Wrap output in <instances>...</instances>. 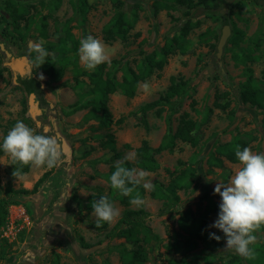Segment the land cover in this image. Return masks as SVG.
<instances>
[{
	"label": "rangeland",
	"instance_id": "rangeland-1",
	"mask_svg": "<svg viewBox=\"0 0 264 264\" xmlns=\"http://www.w3.org/2000/svg\"><path fill=\"white\" fill-rule=\"evenodd\" d=\"M2 1L0 14L4 13ZM120 1L122 4L118 0H88L87 18L82 21L77 13L78 0H22L27 9L19 20L22 42L14 35L4 34V24L0 25V145L16 122L22 121L38 134L56 138L62 152L57 167L31 165L20 178L12 177L15 188L31 189L45 175L37 193L18 194L10 200L7 221L0 228V264H122L120 244L133 246L124 238H106V234L125 210L141 208L149 212L144 224L153 232L152 242L144 245L149 253L145 264H169L166 244L175 239V234L179 238L185 235L178 225L179 217L191 209L199 218L208 202L221 203V197L214 194L216 184L228 183L241 167L240 162L227 159L222 167H211L209 159L216 155L218 145L240 138L247 141V148L253 153H264V109L244 101L242 95L243 85L250 79H256L264 89V3L224 0L220 3L222 8L212 12L204 6L189 10L176 3L170 9L157 11L158 0ZM210 4L215 6L216 2ZM120 10L131 18L138 17L131 35L126 41H106L104 28ZM225 25L231 27V34L219 55L218 44ZM66 27L76 39L81 40L87 33L101 40L110 60L106 71L118 79L125 73L126 65L137 68L146 54L159 50L185 28L189 29L190 48L185 54H172L163 69L139 84L134 97L112 94L109 109L113 124L103 128L96 118L86 119L88 108L67 114L79 98L80 87L88 89V79L81 77L83 81L77 86L74 74L67 70L60 80L53 81L37 69L35 54L29 52L31 43L43 40L46 50L55 56L56 52L50 50L58 45ZM9 30H13L11 23ZM232 38L240 40L239 46ZM236 53H250L254 60L239 62L234 58ZM23 56L28 58L30 70L20 74L12 69L10 61ZM114 60L121 62L113 64ZM79 64L85 68L80 59ZM40 73L44 80L39 79ZM173 77L183 81L185 88L170 89ZM144 82L150 86L147 93L142 88ZM168 93L178 103L176 110L166 106L161 115L155 110L145 114L141 111L145 103ZM217 102L223 103L225 109L215 107ZM209 108L213 112L206 121ZM182 119L195 121L192 133L198 137V144L193 146L178 137L172 151L164 150L156 156L159 168L144 171L149 173L153 190L159 187L165 191L172 172L191 165L196 168L192 187L178 190L177 199L173 195L170 200L154 198L152 190L146 191L143 207L124 206L116 199L113 203L120 211L119 217L105 229L91 227L89 223L96 218L79 203L85 205L97 193L118 196L119 191L110 186L111 167L129 156L133 157L129 161L135 163V150L144 140L158 147L167 134L177 132ZM109 132L115 136L120 157L103 146ZM11 161L4 152L0 153L2 185L11 178ZM218 214L208 216L211 231H221L209 227ZM80 235L93 246L82 247ZM255 235L256 242H264V231ZM225 245V238L219 248L200 241L192 255L174 256L188 264H225L223 258L235 253L224 250ZM194 255H198L196 261Z\"/></svg>",
	"mask_w": 264,
	"mask_h": 264
},
{
	"label": "trees",
	"instance_id": "trees-1",
	"mask_svg": "<svg viewBox=\"0 0 264 264\" xmlns=\"http://www.w3.org/2000/svg\"><path fill=\"white\" fill-rule=\"evenodd\" d=\"M120 4L122 2L118 0ZM215 1V6H212L210 2ZM254 2L264 3V0H250ZM4 13L0 14V25L4 24L3 32L7 36L14 35L18 42H22L24 35L19 29V20L24 17L26 13V7L22 0H3ZM172 3L186 6L189 10L193 8L204 6L214 12L217 9H221L220 3H225L224 0H158L155 2V9L158 11L160 9H170L173 7ZM89 9L88 0H78L77 13L82 21H86ZM137 15L133 18L129 17L124 11L120 10L112 19L110 25L104 28V38L106 41H114L117 39L126 41L134 28L135 22L137 20ZM11 19V21H9ZM10 23L13 25V30H9ZM14 31V32H13ZM64 35L59 37V43L54 49L50 51H55L54 57L49 56L47 61L37 69L43 70L51 80H60L67 70H71L74 74L77 86L82 83L81 77H86L89 81L88 89L84 90V87H80L79 98L76 102L71 104V109L67 114L75 113L79 110L88 108V113L86 119L96 118L103 128H110L113 124V114L109 109L110 96L116 92H120L123 95L132 98L136 95L138 85L147 80L156 70H161L167 64L169 57L172 54L180 52L185 54L189 51L190 43L188 42L189 29L185 28L180 34L170 38L164 46L159 50L152 53L146 54L141 62L138 64L137 68L126 65L125 73L120 79L115 75H110L106 69L108 63L105 62L97 66L94 71H88L82 68L79 64V45L80 40L76 39V36L69 27L64 29ZM46 35V33H43ZM86 38L87 33L84 35ZM234 43L239 46L240 40L231 39ZM235 60L239 62H248L254 60V57L250 53H243L242 55L236 53L234 55ZM121 61H112L113 64H118ZM182 87L185 88V83L183 81H178L176 77L172 78L170 89ZM242 95L244 101H251L254 104L260 105L264 109V89L257 83L256 79H250L243 85ZM168 106L170 110H176L178 103L171 100V95L168 93L161 96L159 99L145 103L141 107V111L145 114L150 110H155L157 114L161 115L164 107ZM215 107L225 109L223 103H216ZM213 112L212 108L207 111V119ZM264 124V119H263ZM145 126L148 127L145 121ZM196 129L195 121L191 119H182L178 130L174 134H167L161 144L158 147H153L149 144L147 140H144L142 144L136 148L135 154L137 160L135 163L129 160H123L125 167H139L147 171H155L159 168V163L157 160V155L164 151H172L176 144V138H181L184 141L191 143L193 146L198 144V137L193 135V130ZM106 139L103 146L110 148L115 152V156L120 157L121 154L117 152L115 146V136L113 133L109 132L106 135ZM247 141L235 138L231 142L223 143L218 145L216 149V155H212L209 159V165L211 167H222L224 165L225 159L231 162H239L235 155L237 146H239L242 151L247 147ZM3 149H0V153ZM11 170L9 172L11 178L7 181L5 185H2L0 180V228L5 225L8 218V206L10 200L18 194H33L37 193L41 183L44 180V176L39 178L31 189L20 188L17 189L12 183V173L15 167L21 170L22 175L27 173L31 165H22L16 162L13 165V161L10 164ZM115 171V165H113L108 173L110 176ZM173 178L170 184L167 186L166 190L163 191L161 188H156L152 190L151 195L154 198H161L170 200V196H176L178 190H188L192 187L194 183V178L196 176V168L193 166H187L185 168L176 169L172 172ZM144 198L146 190L140 186L136 189ZM133 192L132 196H135ZM102 196H108L110 201L113 203L116 199L120 201L124 206H129L130 198L122 195H104L102 193L92 194L86 201L85 205L79 203L80 208H85L87 211H93L91 203L93 200H97ZM220 202L210 201L208 202L206 209L201 213L200 217L197 218L195 213L188 209L186 210L178 220V225L185 235L183 238H179L178 234H175V239L169 241L166 244V253L170 255L168 258L169 264H188L182 263L181 259H177L174 254H181L182 256L192 255L195 251L199 242L207 244L208 246H215L216 248L222 247L225 234L222 231H211L208 229V216L211 213H216L220 211ZM149 216V212L145 209H127L124 211L123 215L118 219L113 228L106 234V238L120 237L124 238L126 243L132 245V248H128L125 243L120 245V256L122 264H145L149 260V253L144 245L150 244L152 242L153 232L151 228L144 224L145 219ZM91 227H96L95 221L89 223ZM108 226L107 222L103 223L102 227L97 229H105ZM264 231V225H262L256 232ZM214 232L216 235L220 236L219 241L209 238V233ZM254 232L253 234L255 235ZM80 243L84 248H91L93 244L87 243L82 235L79 236ZM253 251V257L251 259H246L236 253L226 255L223 260L225 264H264V242L258 241L253 245L249 246ZM198 255H194L193 260H197ZM57 264H60L59 261ZM96 264V263H94ZM106 264H112L106 262Z\"/></svg>",
	"mask_w": 264,
	"mask_h": 264
},
{
	"label": "clouds",
	"instance_id": "clouds-1",
	"mask_svg": "<svg viewBox=\"0 0 264 264\" xmlns=\"http://www.w3.org/2000/svg\"><path fill=\"white\" fill-rule=\"evenodd\" d=\"M45 41L40 40L30 45L29 52L34 53L33 62L40 68L49 56L54 57L44 47ZM79 59L86 70L94 71L97 66L110 62L105 45L98 38L88 35L80 40ZM39 79L44 80L43 73ZM141 87V85H138ZM149 84L144 82V92L149 91ZM3 152L11 158L13 165L19 162L22 165L34 167L46 166L55 168L61 162L62 152L59 141L45 134H38L35 129L28 127L24 122L17 121L15 126L3 139ZM235 155L241 167L235 170L228 183H217L214 194L221 197L218 219L210 228L221 230L225 234L226 245L224 250L234 251L236 254L251 259L253 251L250 245L257 241L256 232L264 225V153L256 154L250 148L242 151L237 146ZM133 157H125L130 160ZM13 177L20 178L21 170L15 167ZM149 173L135 167H125L123 162H117L115 171L110 175V186L118 190L122 196L131 197L129 203L143 207L146 201L136 189L142 186L146 191L153 190L154 184L148 179ZM135 192V196H132ZM97 228L104 222L109 225L119 217V209L108 196H102L91 203ZM210 239L219 241L220 236L209 233Z\"/></svg>",
	"mask_w": 264,
	"mask_h": 264
},
{
	"label": "water",
	"instance_id": "water-1",
	"mask_svg": "<svg viewBox=\"0 0 264 264\" xmlns=\"http://www.w3.org/2000/svg\"><path fill=\"white\" fill-rule=\"evenodd\" d=\"M231 34V27L229 25H225L222 30V35L218 44V54L220 55L224 49V46L228 40L229 35ZM10 66L16 72L20 74H25L30 70L29 60L26 56L21 58H12L10 61Z\"/></svg>",
	"mask_w": 264,
	"mask_h": 264
}]
</instances>
